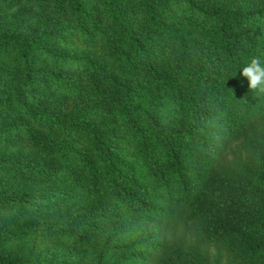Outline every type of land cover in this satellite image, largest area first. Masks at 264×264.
<instances>
[{"label": "trees", "instance_id": "1", "mask_svg": "<svg viewBox=\"0 0 264 264\" xmlns=\"http://www.w3.org/2000/svg\"><path fill=\"white\" fill-rule=\"evenodd\" d=\"M257 56L264 0H0V264H264Z\"/></svg>", "mask_w": 264, "mask_h": 264}, {"label": "clouds", "instance_id": "2", "mask_svg": "<svg viewBox=\"0 0 264 264\" xmlns=\"http://www.w3.org/2000/svg\"><path fill=\"white\" fill-rule=\"evenodd\" d=\"M240 69V75L247 79L248 87L252 93L264 95V61L258 56L252 57Z\"/></svg>", "mask_w": 264, "mask_h": 264}]
</instances>
